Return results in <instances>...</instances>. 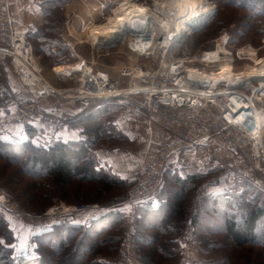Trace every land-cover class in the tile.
Listing matches in <instances>:
<instances>
[{
  "label": "built area",
  "instance_id": "obj_1",
  "mask_svg": "<svg viewBox=\"0 0 264 264\" xmlns=\"http://www.w3.org/2000/svg\"><path fill=\"white\" fill-rule=\"evenodd\" d=\"M94 1L91 17L87 20L80 18L78 28L81 33H86L85 26L100 24V18L107 21L118 5L116 0ZM133 1L148 8L146 19L137 18L146 24L144 31L133 28L135 18L122 28V35L108 43L86 36V39L77 40L74 44L70 38L62 36L59 41L65 43L75 57L71 62L66 56H62L63 60L66 59L64 65L76 64L77 68L76 72L72 70L73 75L69 77L60 76L62 81L69 83L60 93L43 79V68L34 53V45L27 30L14 14L10 0H0V69L4 75L3 64L9 61L21 76L29 94L28 97L14 91L7 80L3 84L0 99L15 111L17 122H36L45 129L49 137L54 138L64 133L92 108L117 106L141 115L148 130L155 124L176 135L173 140L164 142L151 159L145 157L137 164L127 197L110 206L124 208L128 230L115 264H132L129 257L130 241L133 239L131 234L135 232L139 206L156 196L167 169L187 149L205 147L217 139L225 150L237 156L225 166L219 177L239 175L264 191V86L260 82L264 78H259L260 74L256 70L264 60V53L261 55L264 45L257 49L247 44L236 47L233 52L230 49L234 44L232 32L223 29L213 40L210 49L200 50L193 55H177L175 50L179 47L178 43L190 34L204 30L205 28H201L205 22H211L215 18L218 11L215 4L206 0L213 12L204 23L191 25L180 35L172 25L158 22L154 18V12H159L155 0ZM73 18L74 16L67 17L68 30L69 24H73ZM173 34L175 38H171ZM79 45H88L90 55L77 54L75 48ZM218 47H222L223 51L219 52L217 58L205 56L206 52L218 51ZM101 54L122 57L123 62L118 65V77L110 76L97 67V59ZM226 62L232 65L235 74L233 78L219 82L204 80L205 74L221 71L217 64ZM214 64L216 65L212 67ZM248 65L254 66L256 76L241 78ZM33 73L37 77L31 85L27 79ZM43 97L55 98L58 102L47 108L39 102ZM64 104L70 109L64 108ZM207 185H203L198 193L199 202L204 197L202 193ZM0 206L17 220L30 218L34 221L36 230L45 229L48 219L64 216L79 218L106 207L100 204H82L70 206L68 213L59 212V207H56L55 214L51 213L52 208L44 215L31 217L5 192H0ZM194 233V226L188 223L185 235L181 238V258L178 264H189ZM38 257L39 254L34 251L26 256L29 259Z\"/></svg>",
  "mask_w": 264,
  "mask_h": 264
},
{
  "label": "rangeland",
  "instance_id": "obj_2",
  "mask_svg": "<svg viewBox=\"0 0 264 264\" xmlns=\"http://www.w3.org/2000/svg\"><path fill=\"white\" fill-rule=\"evenodd\" d=\"M161 1L162 0H157L158 7ZM208 1L212 2L211 0ZM59 2L62 6L55 10L56 15L48 17L49 20L56 22L55 24L58 30V34L56 35L58 37L56 38L55 44L52 46V48L51 46H49L48 48V52L51 54L47 56L46 54L39 52V46L35 44V41L33 39H31V41L35 46L34 53L36 54V57L40 62V67L43 68L41 72L43 79L48 84L61 91V89L68 87L69 83H65L64 81H62L58 74L54 72L55 70H53V68L56 67L55 69L57 70V67L65 64L66 59L63 60L62 56H66L71 60V62H73L75 58L74 56H72V52L70 51L69 47H67L65 43H62L59 40L63 35L70 38L74 44L77 40H80L82 38L86 39L87 33H81L78 26L81 22L80 18L87 20L91 17L93 13V7H95V1L60 0ZM214 4L218 9L214 18L215 20L213 19L204 30L192 33L185 39H183L180 43H178L179 47L175 50V53L177 55H193L200 50L210 49L212 47L213 40L217 36H219L223 29L230 30L234 37L240 32L239 35L241 36L238 37L236 42L234 41V44L230 46V49L233 52L235 51L236 47L244 46L247 44H250L257 49L263 47L264 19L256 18L254 20H251L249 19V17L245 18V16L248 15L245 11H235L231 8L223 7V5L218 2ZM209 8L213 9L210 6ZM13 12L19 20L20 16H23V11H17L13 9ZM224 15L227 16V19L221 21L222 16ZM71 16H74L72 20L73 24H69L70 26L68 30L66 20L67 17L69 18ZM242 17L244 18L242 19ZM98 21L101 24L104 22V19L100 18L98 19ZM33 30L34 28L27 31L28 35L31 38L33 36L31 35V32H33ZM52 49L55 51H53ZM75 51L77 54L82 56L90 55V47L88 45H79L75 48ZM262 53H264V50L261 49V55ZM97 62V67L100 68L103 72L110 76L118 77V65H120L123 60L122 57L118 55L104 56L103 54H101V56L97 59ZM3 67L5 69L4 75L2 72L3 70L0 69V81L2 83V88L5 80H7L10 85L14 83L15 85L20 86L21 91H23V89L27 90L26 86L22 82L21 76L12 68L9 61H6L3 64ZM11 86L12 88H14L13 85ZM15 90L19 91L18 88H16ZM50 99L51 101H53V105L55 104V102H58L55 100V98ZM103 107L104 108L102 111L100 110L101 108H92L88 112L90 115L86 116L85 119L72 124V127L74 128H76L78 125L84 127V125L80 124H85V127L87 126V129L90 133L89 140H96L95 146L91 147V151L99 164V170L115 176L117 175V177L119 176L118 174H128L129 170L134 175V171L136 169L135 165L137 166V164L145 157L151 159V153L154 154L164 142L174 139L173 138L167 140L163 136L158 138L157 141H155L154 139L152 140V136L150 135L151 133L149 134V132L146 130L144 124L145 122L143 121L144 119L141 115L133 112L132 110H128L122 107ZM96 109H98L97 111H100L96 113V118L99 123L89 120L93 116L90 112ZM12 110V108L7 106L5 102L0 99V137L6 141H11V145L15 144L20 148L23 147V145L36 146L35 148H39L47 147L49 144L56 140V138L49 137L45 129L41 126H37L34 124V126H32V132H30L26 128V124L13 121ZM101 120L103 121L104 125H100ZM98 124L101 127L99 126V132H96V130H98ZM104 126H106V128L104 131H102L101 128L103 129ZM156 131L160 134H162L161 132H164L165 134L170 132L171 130L168 131V129L157 126L154 129V132ZM83 136L87 139V135L83 134ZM78 141L75 140L74 142ZM192 151V154L184 155L183 153L178 160L174 161L175 164H178L182 168H185L186 164L193 163L195 166L194 171H196L194 175L199 176L198 179L194 180V182L191 183V185L193 184L195 187L191 190V192L188 193L186 198L185 206L187 209H189V211H193L195 207L197 208L199 202L198 193H200V189L203 188V185L205 184H208L207 187H209L210 185H213L215 187L211 190L214 192L213 194H223L224 190L226 192L227 190L231 192L234 191V189L237 190L239 184H245V182L250 183L246 178L239 175H232L224 178L219 177L225 166L228 165L230 161H232L235 157L229 151L225 150L221 144L219 145L217 139L210 142L209 145L205 148H197ZM8 152L9 154H16L17 159H19V156H21L22 153L21 152L18 154L17 152H11L10 150H8ZM99 152L104 154L106 158H98ZM0 153L3 154L5 152L0 151ZM15 162L16 159L14 157H9L0 161V192H5L9 196V198H11V200L19 206L22 211L27 213L28 216L39 217L41 215H44L49 209H56V207L61 208L62 205L70 208V206H79L82 204H100L101 206L106 205L107 209L105 208V210H124V208L120 206L110 207L114 204H118L119 202L112 204L110 203L111 201L108 199V197L121 194L120 192H124V194L126 192L128 193L131 185L125 188L115 189L110 196V194L100 192V185L97 180L94 179V181L90 183L83 182L81 181L82 175L77 174L75 177L76 180H74L71 185L65 187H57L56 189V186L52 185V178L49 177V169H45L40 165L33 166L28 156L22 157V160L21 162H19V164H14ZM76 165H78L79 168H83L85 166L82 162H79V164L77 163ZM179 176L180 175L178 174V172H176L174 177ZM118 178L121 177L119 176ZM122 180L129 183L130 179L127 177L123 178ZM164 182H166L164 188H168V185H170L171 188H178V185L172 183L170 175L168 179L164 177L163 183ZM207 187L205 191L203 190V195H205ZM99 193L103 195H100ZM94 198H101V201H95ZM86 199H90L91 201L85 203L84 200ZM21 204H24L26 206H22ZM40 208H46V210L39 211L42 210ZM86 216L88 215L86 214ZM117 218L120 219L119 216H117ZM57 222L61 223V221H56V223ZM124 222L119 224L116 228L111 229L106 234H104L103 237H101H113V242L110 245H105L103 247L105 249V257L102 255H98L93 258L91 256L88 257V260H85L84 263L92 264L94 260L105 258L108 260L106 264H113L115 260H118L119 255L122 251L123 239L126 237V235H128L127 224ZM9 224L11 226V221H9ZM185 227L186 226L182 228L181 238L185 235ZM2 232L3 230L0 229V236L2 235ZM141 234L142 238L147 237L150 239L154 238L155 236L160 237L161 235H163V239L165 238L164 234H159V231L157 230H148L142 232ZM13 235L15 236L14 243L8 244L9 242H11L12 238L10 235L1 238L2 243L0 244L1 246L5 247H0V254L3 253L6 248H8L10 251V254L7 253L4 256V258H6L7 264H18L20 259L25 256L20 254V252H22L23 250L20 251L19 248L25 249L26 245L29 244V237L26 234H15V232L13 231ZM131 235L133 239L132 241H130L131 248L129 251V257L132 260V264H146L143 260L144 258H141V255L143 254L142 251H140L141 253L136 252V235ZM198 240H206L208 241V244L200 245V242ZM138 242V246L140 248H144L146 251V259L150 260L152 258V262L155 264H178L180 262L181 251L178 258L176 257L177 261L176 259H164L163 257L161 258L160 256H155L158 251L157 247H155V249L151 246L143 247L144 245L140 241ZM229 244H231V242L224 239V233L210 232L208 234L206 232H200L197 242L194 236V243L190 248V261H192L193 258V262L196 264H223V254L221 253L230 252V249H228ZM216 247L218 248L217 253L214 254L211 249H214ZM107 248H112L113 250H115L114 253L108 251ZM246 248V250L241 249L235 254V256L239 259L238 264H245L248 261V258H250L249 251H247L248 249H250V247L248 246ZM258 248L263 249L264 252V246H259ZM262 256L255 258L253 264H264V257ZM56 258L57 257H55V259ZM75 259L79 260L78 256H76Z\"/></svg>",
  "mask_w": 264,
  "mask_h": 264
},
{
  "label": "trees",
  "instance_id": "obj_3",
  "mask_svg": "<svg viewBox=\"0 0 264 264\" xmlns=\"http://www.w3.org/2000/svg\"><path fill=\"white\" fill-rule=\"evenodd\" d=\"M59 1L60 0H47L40 4L43 15V24L35 26L33 32H31V35H33L32 38L29 36L35 41V44L39 46V52L46 54L47 56L51 54L48 52L49 46L52 48V46L55 44L56 38L58 37L56 36L58 34L55 24L56 22L49 20L48 17L56 15L55 10L62 6ZM211 1L214 3L218 2L222 4L223 7L231 8L235 11H245L248 14L245 16V18L249 17L251 20L256 18L264 19V0ZM243 18L244 17H242V19ZM226 19L227 16L224 15L222 16L221 21ZM239 34H236L235 37L233 36V42H236L238 37L241 36ZM14 88H18L19 91L15 90ZM14 88V91L21 94L23 93L24 96L29 97L27 90L23 89V91H21V88L18 85H15ZM1 91L2 83L0 81V92ZM100 108L102 111L104 107ZM98 109L90 112L91 115H93L89 119L90 121H96L99 123L96 118V113L100 112L97 111ZM88 115L90 114L87 113L83 115L78 121L85 119V117ZM80 125H84L85 127V124ZM100 125H104L102 120ZM100 125H97L98 130H96V132H99ZM32 126H34V124H26L28 131L32 132ZM84 127L82 133L87 135V139L84 138L80 141L76 140L78 142L65 141V132L67 131V128L64 133L54 137L56 138L54 142L49 144L47 147L39 148H35L36 146L30 145H23V147L20 148L15 144L11 145V141H6L0 137V151L5 152L3 154L0 153V161L9 157H14L16 159L14 164H19V162L22 160V157L28 156L33 166L40 165L45 169H49V177L52 178V185L56 186V189L57 187L71 185V183L76 180L75 177L77 174L82 175L81 181L83 182L90 183L94 181V179L97 180L100 185V192L110 194V196L115 189L129 187L130 185L132 186L133 182L127 183L122 180V178H118L119 176L117 177V175L115 176L99 170V164L91 151V147L95 146L96 140H89L90 133L87 129V126L85 128ZM105 128L106 126H104L103 129L101 128V130L104 131ZM8 150L11 152L15 151L18 154L21 152L22 153L21 156H19V159H17V155L13 153L9 154ZM79 162H82L85 166L83 168H79L78 165H76L77 163L79 164ZM175 165L176 164L173 163L170 167H174ZM175 173H165L164 177L168 179L170 175L172 183L178 185V188H171L170 185H168V188H164L166 182H164L161 187L162 194L165 195V202L162 203L161 206L164 207L163 210L165 211V215L161 214L160 207L158 210L152 211L154 212L152 218L156 223L154 228L159 231V234H164L165 238L163 239V235L160 237L155 236L154 238L150 239L147 237H141V233L144 232L141 226V220L145 218L146 215V213L142 215L140 211L141 205H143L141 204L139 206L138 215L136 218V228L134 232L136 235L135 243H139L138 241H140L144 245L143 247L151 246L154 249L157 247L158 254L156 253V257L160 256L164 259H176L177 261L180 253L182 228L186 226V224L190 223L195 228L194 236L196 242L200 232H206L208 234L210 232L224 233V239L226 241H230L231 244L228 246V249H230L229 253H221L223 254V264H238L239 259L235 256V254L241 249L246 250V247L248 246L250 247V249L247 250L249 251L250 258H248V261L245 264H253L255 258L264 255L263 249L258 248L259 246H264V191L256 187L251 182H245V184H239V187H237L238 191L234 189V191L229 192L227 190L226 192L224 190L225 192L223 191V194H213L214 192L211 190L215 187L210 185L211 187L209 186L207 188L205 195L202 201L198 203L197 208L195 207V209L193 211L190 210V212L185 206L186 198L188 193L191 192V190L195 187L193 184L191 185V183L198 179L199 176L190 175L186 178H182L180 176L174 177ZM101 193L99 194L103 195ZM120 193L121 194H117L116 196L112 195L111 197H108V199L111 201L110 203L114 204L121 202L128 195L127 192L125 194L124 192ZM94 200L101 201V198H94ZM84 201L87 203L91 200L86 199ZM21 205L26 206L24 204ZM0 210L2 211H0V229L3 230L1 233L2 235L0 236V241L4 236L7 237L10 235L12 238L11 242L8 244L14 243V230L12 229V226H10L9 221H11V218L14 220L16 218L14 215L4 210L1 206ZM45 210L46 208L39 211ZM103 211L105 213L96 218L86 219L84 217L86 214H92L93 211H91L84 214L80 218L64 216L62 218L58 217L54 219H48L46 220V227L43 230H36L34 228V221H32V228L29 232V244L27 247V252H37L39 257L30 260L26 258V256L29 254L28 253L20 259L19 263L86 264L84 261L88 260V257L92 256L94 258L98 255L104 256L105 249L103 247L105 245H110L113 242V237H101H103V235L111 229L116 228L119 224L124 222L125 211L123 209L107 211L105 208ZM117 216H119L120 219L117 218ZM56 221H61V223H56ZM198 241L200 242V245L208 244V241L206 240ZM137 243L136 252L141 253L140 251H142L143 254L141 255V258H144V262L146 264H155L152 262V258L150 260L146 259L145 249L140 248ZM0 247L5 246H1L0 244ZM107 249L112 253L115 251L112 248ZM217 249L218 248L216 247L211 249V251L215 254L217 253ZM9 252V249L6 248L4 252L0 254V264H4V259L5 264H7L6 258H4V256ZM76 256H78L79 260L75 259ZM55 257L57 258L55 259ZM107 261V259L101 258L94 260L92 264H106ZM115 263L116 260L113 264Z\"/></svg>",
  "mask_w": 264,
  "mask_h": 264
},
{
  "label": "bare ground",
  "instance_id": "obj_4",
  "mask_svg": "<svg viewBox=\"0 0 264 264\" xmlns=\"http://www.w3.org/2000/svg\"><path fill=\"white\" fill-rule=\"evenodd\" d=\"M157 2V0H155ZM157 5V4H156ZM210 5L206 2V0H162L159 5V12L162 14L157 15L159 13L154 12V18L161 23L172 25L175 30L182 35L187 31L189 26L200 25L204 23L205 20L209 17L210 13L213 12V9L209 8ZM211 7V6H210ZM167 11V12H165ZM164 15V16H162ZM148 16V8L143 5H140L132 0H118V5L115 8L114 12L108 17L107 21L98 25L85 26V32L87 33V37L89 39H102V42L108 43L113 41L116 37L122 35V28L127 26L133 19L142 18L146 19ZM172 20V21H171ZM110 39V40H109ZM221 44V43H220ZM107 45V44H106ZM223 47V46H222ZM222 47H218V51L216 52H206L205 56L207 58L215 59L217 58L220 51H223ZM261 64L256 67L257 72H259V78H264V60L260 62ZM214 64L213 66H215ZM221 71H212L209 74H205L203 76L204 80L208 82H219L220 80H227L229 78H233L235 76L233 72V68L230 62L219 63L217 64ZM35 68L39 71L37 64H35ZM76 66H68L65 68H58L54 72L58 74V76L69 77L73 75V71H75ZM254 66H247L241 78L256 76L257 73L253 70ZM197 74V73H195ZM262 74V75H261ZM36 75L33 73L31 77L27 79V81L33 85L36 80ZM262 86H264V79L260 80ZM51 87H53L51 85ZM60 93L61 91L57 89ZM262 113V112H261ZM260 115V114H259ZM262 118L263 116L260 115ZM59 212L68 213L71 210L69 207L62 205L61 208H57ZM56 209L51 211L52 214H55Z\"/></svg>",
  "mask_w": 264,
  "mask_h": 264
},
{
  "label": "crops",
  "instance_id": "obj_5",
  "mask_svg": "<svg viewBox=\"0 0 264 264\" xmlns=\"http://www.w3.org/2000/svg\"><path fill=\"white\" fill-rule=\"evenodd\" d=\"M45 1L46 0H10V4H11V7L13 9H15L17 11L18 10L23 11V16L21 15L20 16V20L19 19L18 20L21 23V25L27 31H29V30L35 28V26H39V25L43 24V19H42L43 15H42V10H41L40 4H42ZM68 66H76V64L75 65L74 64L73 65H67V64L66 65H60V67H57V68H65V67H68ZM11 85H13V87H15L14 83H12ZM40 102L43 104V106H45L47 108H51L53 106L52 105L53 101H51L50 97H43L40 100ZM63 107L66 108V109H70L68 107V105H66V104H64ZM12 113H13L12 120L16 121L15 111L12 110ZM143 121L145 122V123L144 122L143 123L145 124L146 130L149 132V134L151 133L150 135L152 136L151 137L152 140L154 139L155 141H157L158 138L163 137V136L167 140H169V139L175 138V136H176L174 133H172V131H170L168 133H165V134H164V132H161L162 134L158 133L157 131L154 132V129L157 126H159V125H155V124L153 125L151 130H148L147 127H146L145 119ZM35 125L39 126L36 122H35ZM82 132H83V127L82 126L78 125L76 128H74L71 125V127H69L67 129V131L65 132V141H75V140L84 139L85 137L83 136ZM219 145H220V143H219ZM200 148H205V147H200ZM200 148H198V149H200ZM195 149H197V148L187 149L186 151H184V155L192 154V152H193L192 150H195ZM154 154L151 153L150 157H153ZM232 155L235 157L232 160V161H234L237 158V156L235 154H232ZM98 158L103 159V158H106V156L104 154H102L101 152H99L98 153ZM232 161H230V162H232ZM180 164H183V163H180ZM135 167H136V165H135ZM170 168L167 169L166 173H169V174L172 173L173 174L175 172H178V174L182 178H186L187 176L194 175L196 173V171H194L195 166H194L193 163L186 164L185 168L180 167L178 164H176L174 167H170ZM173 168H176V169H173ZM177 170H180V171H177ZM118 175L122 179L128 177L130 179L129 183L133 182L134 175L132 174V172L130 170H129L128 174L125 173V174H118ZM164 198H165V195L162 194V189H161L160 192H158L153 199H150V200L146 201L145 203H143V205H141L140 211H141L142 215H144L146 213L145 218H143L141 220V226H142L144 231L156 230L154 228V225L156 223H155V220L152 218V215L154 214V212H152V211L158 210L159 207H160L161 208L160 209L161 210V214L165 215V211L163 210L164 207H161L162 203L165 202ZM104 208H106V207H104ZM104 208H101L99 211H93L92 214H87L88 216H86V215H84V216H85L86 219L87 218L99 217V216H101V215H103L105 213L103 211ZM107 211H111V210H107ZM81 216H83V215H81ZM30 220L31 219H27V220H16L15 219L14 220L13 218H11V223H12L11 226H12V229L14 230L15 234L16 233L17 234H26L29 237V232H30V229L32 228V226H31L32 225V222H31L32 220L31 221ZM27 247H28V244L26 245L25 249L19 248L20 251L23 250L22 252H20V254H22V255L28 254L29 252H27ZM193 260L194 259L192 258V261L190 262V264H196V263L193 262Z\"/></svg>",
  "mask_w": 264,
  "mask_h": 264
},
{
  "label": "water",
  "instance_id": "obj_6",
  "mask_svg": "<svg viewBox=\"0 0 264 264\" xmlns=\"http://www.w3.org/2000/svg\"><path fill=\"white\" fill-rule=\"evenodd\" d=\"M213 16H214V15H213ZM213 16H212V17H213ZM212 17H211V18H212ZM209 22H210V20H207V21L205 22V24L202 26L201 29L206 28V26L208 25ZM133 28H134L135 30H137V31H144V30L146 29V24H145L144 22H142V21L136 19L135 21H133ZM171 38H175V35H174V34L171 35Z\"/></svg>",
  "mask_w": 264,
  "mask_h": 264
},
{
  "label": "snow or ice",
  "instance_id": "obj_7",
  "mask_svg": "<svg viewBox=\"0 0 264 264\" xmlns=\"http://www.w3.org/2000/svg\"><path fill=\"white\" fill-rule=\"evenodd\" d=\"M0 243H2V241H0Z\"/></svg>",
  "mask_w": 264,
  "mask_h": 264
}]
</instances>
